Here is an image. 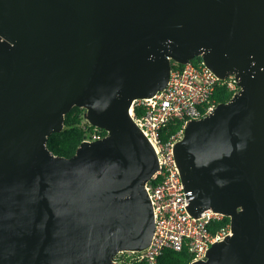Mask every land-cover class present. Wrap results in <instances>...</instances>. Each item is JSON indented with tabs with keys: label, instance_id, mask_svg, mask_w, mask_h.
Listing matches in <instances>:
<instances>
[{
	"label": "water",
	"instance_id": "water-1",
	"mask_svg": "<svg viewBox=\"0 0 264 264\" xmlns=\"http://www.w3.org/2000/svg\"><path fill=\"white\" fill-rule=\"evenodd\" d=\"M198 55L241 90L173 146L187 210L231 222L191 264H264V0H0V264H121L149 245L160 165L129 108ZM73 106L107 134L56 156Z\"/></svg>",
	"mask_w": 264,
	"mask_h": 264
},
{
	"label": "built area",
	"instance_id": "built-area-1",
	"mask_svg": "<svg viewBox=\"0 0 264 264\" xmlns=\"http://www.w3.org/2000/svg\"><path fill=\"white\" fill-rule=\"evenodd\" d=\"M236 82L234 74L220 77L203 62L195 65L189 61L172 68L166 86L152 97L134 99L129 114L153 145L160 165L145 183L153 205L154 231L147 247L141 250L121 249L113 256L115 262L159 264L164 250L186 249L191 256V264L206 258V251L213 242L222 241L226 235L232 234L228 215L206 208L195 217L187 210L188 198L173 146L183 137L188 120L205 117L216 108L218 102L212 97L213 92L223 86L232 97L241 90V85ZM170 123L178 128L163 139L162 130ZM106 134L95 129L84 140L93 141Z\"/></svg>",
	"mask_w": 264,
	"mask_h": 264
},
{
	"label": "trees",
	"instance_id": "trees-1",
	"mask_svg": "<svg viewBox=\"0 0 264 264\" xmlns=\"http://www.w3.org/2000/svg\"><path fill=\"white\" fill-rule=\"evenodd\" d=\"M193 64L198 65L203 62L202 56L198 55L190 60ZM179 63H172V68L180 66ZM212 97L216 102H225L231 98V92L226 87H218L213 92ZM85 108L79 106H73L66 114L64 120V127L59 132H53L48 136L47 146L51 152L60 157H71L80 143L88 138L90 134L95 130H99L103 135L106 134V130L98 128L92 125L85 118ZM135 110L139 113L140 110L135 107ZM178 126L174 123H170L162 130V137L167 138L172 132H174ZM225 221H229L228 217H224ZM191 259L190 254L186 249L181 251H175L171 249L164 250L163 254L159 257V264H189Z\"/></svg>",
	"mask_w": 264,
	"mask_h": 264
}]
</instances>
